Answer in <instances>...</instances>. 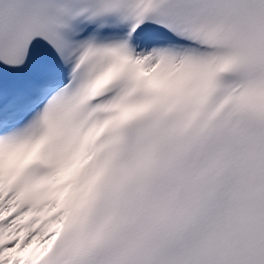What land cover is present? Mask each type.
<instances>
[{
	"label": "snow or ice",
	"instance_id": "1",
	"mask_svg": "<svg viewBox=\"0 0 264 264\" xmlns=\"http://www.w3.org/2000/svg\"><path fill=\"white\" fill-rule=\"evenodd\" d=\"M0 264H264V0H0Z\"/></svg>",
	"mask_w": 264,
	"mask_h": 264
}]
</instances>
